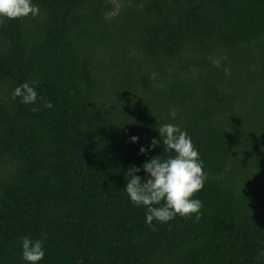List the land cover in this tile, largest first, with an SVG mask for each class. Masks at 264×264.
I'll return each instance as SVG.
<instances>
[{"label": "trees", "instance_id": "trees-1", "mask_svg": "<svg viewBox=\"0 0 264 264\" xmlns=\"http://www.w3.org/2000/svg\"><path fill=\"white\" fill-rule=\"evenodd\" d=\"M33 2L0 21V264L25 236L40 264H264V0ZM163 124L203 162L198 221L147 224L124 191L172 155L139 153Z\"/></svg>", "mask_w": 264, "mask_h": 264}, {"label": "clouds", "instance_id": "clouds-1", "mask_svg": "<svg viewBox=\"0 0 264 264\" xmlns=\"http://www.w3.org/2000/svg\"><path fill=\"white\" fill-rule=\"evenodd\" d=\"M39 7L33 0H0V21L35 17ZM13 99L19 98L24 105H34L38 96L35 87L28 82L17 86ZM43 107L52 108L51 102L39 97ZM36 110L35 108L33 109ZM159 139H152L147 148L141 146L139 153L145 155L156 147H163V152H171L166 159L152 157L140 168L133 166L124 173L126 184L124 191L129 201L136 207L145 209V222L151 224L167 223L177 215L188 217L195 214L200 218L201 201L193 196L204 183L206 173L203 162L194 148L188 134L173 124H163L157 128ZM131 143H137L138 137H130ZM143 171L142 180L137 173ZM44 239H31L27 236L20 240L21 259L25 264H40L45 256Z\"/></svg>", "mask_w": 264, "mask_h": 264}]
</instances>
